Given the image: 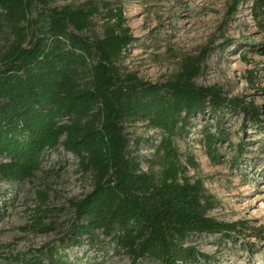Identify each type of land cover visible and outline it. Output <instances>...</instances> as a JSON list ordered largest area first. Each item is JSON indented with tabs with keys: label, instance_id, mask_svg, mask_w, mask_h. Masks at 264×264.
<instances>
[{
	"label": "trees",
	"instance_id": "obj_1",
	"mask_svg": "<svg viewBox=\"0 0 264 264\" xmlns=\"http://www.w3.org/2000/svg\"><path fill=\"white\" fill-rule=\"evenodd\" d=\"M54 1L0 0V26L6 23L15 34L0 67V200L6 202L4 185L30 179L46 151L59 147L77 158L94 188L72 202L75 222L60 243L19 264H78L67 249L97 246L101 235L130 255L131 264H202L205 255L187 240L216 233L233 239L240 222L209 215L213 203L201 181L182 177L173 138L210 109L218 129L205 128L203 137L213 157L225 137L219 113L243 109L241 104L217 86L198 85L199 63L188 62L164 83L122 75L116 62L132 43L129 29L108 23L103 37L90 40L84 31L99 8L93 2L52 7ZM251 113L252 125L263 124L259 109ZM130 121L165 133L157 146L161 176L143 171L126 132Z\"/></svg>",
	"mask_w": 264,
	"mask_h": 264
},
{
	"label": "rangeland",
	"instance_id": "obj_2",
	"mask_svg": "<svg viewBox=\"0 0 264 264\" xmlns=\"http://www.w3.org/2000/svg\"><path fill=\"white\" fill-rule=\"evenodd\" d=\"M264 0H56L52 7H78L93 2L99 11L84 34L103 37L108 23L128 28L132 43L117 60L122 75L164 83L174 79L188 62L204 66L198 85L217 86L222 95L244 109L223 108L220 128L225 132L212 157L204 130L216 132L212 110L191 118L184 132L174 136L182 177L201 181L213 205L209 215L222 222H240L234 238L220 233L191 236L185 245L202 252V264H264ZM105 2L109 6L105 8ZM15 34L0 26V67ZM29 32L25 45H29ZM259 109L263 124L252 125V111ZM224 111V112H223ZM258 122V123H261ZM190 129L188 134L187 130ZM131 148L143 171L161 176L165 133L143 121L126 123ZM240 144L243 148L240 149ZM0 200V264L57 245L75 222L72 202L94 188L90 174L63 147L46 151L40 168L16 186L4 185ZM2 188V189H3ZM97 246L86 243L67 249L78 264H131L132 258L100 236ZM101 246L102 248H99ZM46 263V260H44ZM142 264H156L144 261Z\"/></svg>",
	"mask_w": 264,
	"mask_h": 264
}]
</instances>
